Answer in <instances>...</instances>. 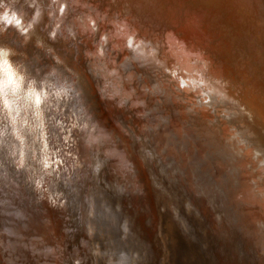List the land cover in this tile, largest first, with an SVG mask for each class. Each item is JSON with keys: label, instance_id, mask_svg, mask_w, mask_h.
Masks as SVG:
<instances>
[{"label": "bare ground", "instance_id": "1", "mask_svg": "<svg viewBox=\"0 0 264 264\" xmlns=\"http://www.w3.org/2000/svg\"><path fill=\"white\" fill-rule=\"evenodd\" d=\"M70 1L81 10L83 0ZM172 1L174 2L175 0ZM172 1L170 0L169 2L172 3ZM179 1L181 0H177V2ZM202 1L203 8L211 7L209 9L213 10V14L222 17L224 20L228 19L231 12L234 13L233 9L244 8V12L248 13L247 18L259 21L261 24L263 22L264 24V0ZM19 2H22V0H19ZM115 2H112L108 7L104 6V8H101L107 14V18L110 17L113 21L116 20V22L111 21V24L127 25L129 20L135 19L137 23L131 24L132 27L141 29L143 23L140 20L145 19L143 16L150 12L151 15L154 13L150 9L149 3L146 2L141 4H135L134 1ZM165 2L167 1L164 0L163 5ZM224 5H227V7L223 8ZM184 8L183 12L187 8L192 11L197 10L192 9L191 6H185ZM198 10L202 11L200 8ZM124 14L128 15L126 22L121 23L115 18L119 16L122 18ZM61 15H65V22L71 18L70 10L66 6L61 8ZM0 16L2 19H0V51L6 54L5 58L15 69L18 78L21 77L19 76L20 69L24 68L29 71V68L33 67L31 60L35 63L34 66L37 67L33 69L36 74H32L28 79L25 77L19 79V91L17 89L13 92L12 86L6 87L4 89L6 95L11 100L15 96L21 95L20 101L26 104L21 109L26 110L28 115L39 111L43 128H52L51 134L57 133L59 127H61L60 125L57 128L55 125L53 129L50 124L46 125L48 109L53 105L52 101L55 100L62 104L61 110L63 113H68L71 110L73 116L79 117L80 121L83 120L82 123L84 125L88 124L93 133L98 134L94 138L95 141L100 137L105 139V141H112V138H118L123 141L121 143L122 146L112 148L105 154H103L104 152L93 153L88 160L78 164V167L82 170L81 175L75 174L74 178L71 176L64 178L69 183L61 179L60 172L55 167H49L45 172L46 188L44 190L36 188L37 176L31 167L26 168V163H24V166L22 165L21 168H18L17 171L22 177L19 183L23 185V190L33 198L25 202H18L11 201L6 197L0 203V231L2 235L4 233L9 239L8 242L4 236L1 237L4 238L2 245H4L5 249L11 247L10 241L12 237H15L21 245L25 242L24 233L22 232L29 230L28 226L32 217H34L29 210L34 205L39 206L41 200H45L43 208H40L43 210L45 218L43 220L41 212L37 210L34 212L36 216L35 223L41 227L48 222L52 234L59 233L60 239H63L64 233L62 231L65 230L66 226L77 224L76 236H84L89 242V253L93 254V258H98L97 261L92 260L93 263L91 264H121L124 260H129L132 264L131 259L140 258L141 254L139 252L142 253L144 251L141 250L144 238L139 232H129L127 227L129 217L126 218L125 215L126 210L132 213L134 205L131 200H126L122 192L112 187L110 188V186L107 187L108 180L105 181L104 176L100 178L102 175L101 169L105 167V164L100 161L110 155V157H114L119 162V165L121 164L123 172L121 175H124V180L128 178L131 182L137 183L134 185L141 190L142 188L145 189V185L147 186L150 196L147 199L152 202L140 201L141 203H138L137 206L142 210L140 212L141 216H144L146 211L149 210V206L152 205L157 211L155 213L161 215V223L163 225L158 223V234L162 242L160 254L161 259L166 264H173L182 241L187 243L186 248L188 250H196L184 237L179 238L184 229H181L171 216L174 219L184 217L181 222L189 227L188 224L191 222L199 220L198 222L201 223L202 218L200 219V217L202 214L204 217L223 218L226 222L231 223V230L235 239L234 244L226 247V251L227 254L229 251L233 253L232 257L235 258L236 264H264V181L262 182L259 178L264 176V42L257 43L256 40L254 41L256 43L255 46L262 48V52L259 50L256 53L255 46L248 47L247 45V41L251 38L242 34L243 30L238 33L239 27H236L237 23L220 24L219 21L216 23L213 19L209 21V27H215L220 31L223 30L227 34L223 36L225 39L220 40L218 38L219 40L217 39L214 42L220 41V44L214 47L217 49L216 53L214 51L211 52L213 48L209 47L211 46L210 44L208 45L211 37L209 38L208 34L203 31L193 30L192 27L196 25L197 20H192L190 19L191 16L186 17L185 15H183V20L177 19L181 22L179 24H181L180 27L183 31L177 34V38L174 39H177L180 45L187 43V48H183L184 46L179 48L180 45L173 44L171 38L170 40L166 38L164 41L161 36H158V39L164 42L163 45L166 51L170 53V57H160V49H147L148 47L143 44L137 45V47L133 46L138 38L137 35L129 39L128 45L131 55L129 56L130 63L128 68L139 70L138 73L142 74L143 79L153 89H159L164 83L162 79L168 76L173 79L172 85L177 84L175 86L176 90L170 87V90L166 93L167 102L175 105L174 110H177V112L172 111L169 117L174 118L178 114L181 118V123L176 128L177 132L167 129L171 128L167 127V125V128L162 130L159 128L169 120L163 118L161 110L157 111L159 115L154 114L158 124L153 127L149 125L148 129V136L154 142L159 140L158 142L161 144L160 147L162 149H165V147L170 148L169 140L172 135L176 138L175 151L173 149L171 151L174 154L177 151V157L173 161L161 162L159 158L163 154H155L153 150L155 148L154 143L152 145L149 141L141 139L140 133L142 131L139 129L140 125L129 131L130 141H134L132 146V142L123 138L117 132L118 130L116 131L111 126V122L108 121L112 118L105 107L111 101L108 100L106 94L102 96L95 89V77L84 73L76 65L72 57H64L63 52H56V42H58L56 40L59 39L60 42L58 44L69 48L72 42H78L81 39V33L86 37L92 31L93 36L87 43L94 47L92 41L96 40L98 43V39L102 35L101 23L97 18L79 14L77 16L78 19H76L79 25H71L69 27L71 37L68 40L62 39L55 30L54 36L58 39L51 41L54 43V46H51L50 37L46 36L47 34L43 30L45 27L44 23L47 22L44 16L30 17L24 7L17 10L6 2L0 4ZM200 16L202 15L198 14L197 19ZM234 16H237V14L234 13ZM229 22H232V20L230 19ZM4 23L6 24L5 27L2 26ZM46 24L48 28H51V23ZM59 25L62 26V22ZM76 27L77 29H75ZM13 34L16 37L18 36L19 41H21L22 51H17L15 47L6 45V37L11 38ZM102 40L105 43L101 44L100 53L98 55L95 54L97 75L102 74L101 72L106 70L100 64L102 53H105L109 47L117 42L116 37L111 38L109 35H104ZM214 43L211 41L212 45ZM118 45L117 51H121V44ZM172 47L174 49L177 48V51L172 49ZM198 48H200L202 55H204L203 51H207L212 57L206 56L207 59L205 61L199 60L198 53L194 52ZM48 53L51 57L48 60L42 59ZM105 56L106 54H104ZM185 59H192V63L183 61L178 63L179 60ZM201 59L203 60V58ZM104 61L107 63L108 58ZM172 63L175 65L170 67ZM163 68H165L167 75L164 74L165 71H161ZM195 69L197 71L192 73ZM253 82H256V84ZM259 83L263 84L259 86ZM180 91L190 94L189 101L183 100ZM127 97L126 102L129 103L133 96L130 94ZM223 98H225V102ZM188 102L193 110L197 111L191 112L190 109H187ZM239 108L246 110V116L242 115V113L240 115L239 113L232 115ZM21 109L17 111V115L23 117L25 114L22 113ZM9 113L11 114V112ZM130 122H133V119ZM175 122L177 123V121ZM8 128L10 127H6L3 133H6ZM163 131H167L165 137L161 135ZM137 134H139V141L136 140ZM2 137L4 138L5 135H2ZM158 137L164 139H158ZM55 138L56 140L59 139L58 136ZM26 141L27 138L25 136L22 142L27 143ZM10 142L16 146L15 141L11 137L0 144V162L3 160L6 170L13 172L12 163L8 159V156L13 151V148L9 145ZM32 147L36 150L38 143L34 142ZM188 147H193V150L191 149L190 151H194V153H203V157L200 158L193 155L191 159L184 163L183 156H185ZM135 148H141L138 155L140 160L135 161V165H138L141 171L138 173L136 172L138 170L133 167L134 163L131 164L125 160L126 156H136L134 154ZM86 149L84 146V149L79 150L78 155L80 157L81 155H86ZM243 156L246 158L245 161L241 160ZM154 159L158 161V165H162V169L153 171L152 177L150 176L149 178L144 169L147 167V161L150 163ZM247 162L252 166L250 170L247 169ZM167 165H169V170L165 169ZM129 167L133 168L132 172L125 170ZM134 173H137L136 176H134ZM149 175H151V172ZM155 175H157L156 178ZM162 176H166L163 181H166V184L159 185L158 190H156L152 183L156 179V181H160ZM248 179H253L255 182L258 180L256 183L258 186H252ZM211 183L214 184L212 188L210 187ZM49 213L50 215H48ZM138 214L133 212L132 215L137 217ZM78 215L80 221L75 224L73 219L77 218ZM19 217L22 218L21 222L17 220ZM22 222L27 223L28 226L23 225ZM131 227H133V224ZM186 229L188 230V228ZM131 230L137 231L138 229L133 227ZM48 237L49 234L45 233L37 235L34 244V246L38 247L35 248L39 249V258L44 264L53 263H49L50 258L49 256L47 257L48 252L46 249L51 247L48 245ZM61 240L58 245L55 244L53 247L58 259L57 263L54 262L53 264H62L58 255L61 256V253H65L66 249L62 250L63 243L61 244ZM69 248H72L71 245ZM180 254H182L181 251ZM192 259L190 257L182 258L181 263L187 264ZM64 260L63 264H70L66 259V255Z\"/></svg>", "mask_w": 264, "mask_h": 264}, {"label": "rangeland", "instance_id": "2", "mask_svg": "<svg viewBox=\"0 0 264 264\" xmlns=\"http://www.w3.org/2000/svg\"><path fill=\"white\" fill-rule=\"evenodd\" d=\"M36 1L38 2L35 4ZM125 1L126 2L134 1L135 4H139L138 2L149 3L150 9L154 11L153 15H151V12L149 11L150 13H148L146 16L145 15L143 16L145 19L140 20L143 23L141 25V29H136L132 27L131 24L137 23L135 19L129 20L127 25H120L119 23L111 24V21L116 22V20L113 21L112 18L110 17L107 18L108 17L107 14L101 10V8H104V6L108 7L112 2L124 3ZM163 1L164 0H83L81 10L70 0H22V2H19V0H0V4L2 2H6L9 4V6H12V8H15L17 10L24 7V10L30 14V17L32 16L35 18L36 16L37 17L44 16L47 21L46 23H51V28H48L46 23H44L45 27L43 28V30L47 34L45 35L50 37L49 41L51 46H54V43H52L51 41L58 39L57 37L55 38L54 36L55 30L62 39L68 40L71 37L69 33L70 30L69 27H71V25H76V26L79 25L78 21L76 20L78 19L77 16L79 14L88 17L94 16L95 18H97V20H99L101 23L102 35L100 39H98V43L96 40H93L92 41L93 43L91 42L92 45H94V47L93 46L91 47V44L89 45L87 43V41L91 39L93 36V31H92L91 33H88L86 37L84 36L83 33H81V37H80L81 39L78 42L77 41L72 42L69 48L63 47L62 45L58 44L60 42L59 39L56 40L58 41L56 42L57 43L56 52L57 53L63 52L64 57H72L76 65L80 67V69L84 71V73H87L88 75H92L93 77H95L94 80L95 89L99 91V94H101L102 96L106 94L108 100L111 101L109 102L110 104L108 103V106L105 105L107 111L109 112V115L112 118L108 122H111V126L114 127L116 131L118 130L117 132L120 133V135L123 136V138H125L126 140L128 139L129 142H132L131 146L134 141L133 140L130 141L131 139H130L129 131L134 130V128L137 125H140L141 127L139 129L142 131L140 133L142 137L141 139H143L144 141L145 140L149 141L150 143H152V145L154 143L155 148H153V150L155 151V154L162 155L163 149L160 147L161 144L158 142L159 140H156L157 142H154V140H152V138L148 136L149 135L148 129H149V125L153 127L158 124L154 114L159 115L157 111L161 110L162 111L161 115L163 116V118L169 120L166 121V123L159 128H161L162 130L164 128L171 127L167 129L173 132H177L176 128L177 125L181 123V118L178 116V114H176V117L174 116V118L169 117L172 111L177 112V110H174L176 107L175 105H171L170 103L167 102V97H166V93L170 90V87L176 90L175 86L177 84L172 85V83H170L169 81L170 80L173 81V79H170L168 76L165 79H162V82L164 81V83L159 89H153L152 87L149 86L146 80L143 79L142 74L138 73L139 70L136 71L128 68L130 63L129 56L131 55V50L128 45V41L131 37L137 35L138 38L134 42L133 46L137 47V45L143 44L148 47L147 49H152V50L160 49V54H161L160 57L171 56L170 53L166 51L163 45L164 42L162 40L165 41L166 38L167 40H170L171 38L173 44L180 45L177 39L174 38H177V34L182 32L183 29L180 27L181 24H179L181 22H179L177 19L173 20L172 17L163 8V6H167L170 3L169 2L170 0H165L167 2H165L164 5H163ZM172 3H170L171 5L167 6V7L170 6L169 8H167L168 10H171V7L172 9L174 8ZM63 6H66V8L70 10L71 18L67 22L64 21L65 15H61V8ZM225 7H227V5L223 6V8ZM174 11L179 12L177 8ZM210 11H211V15L209 16L207 15L205 16V14H203V11L200 12L198 9L192 11L190 8H187L186 11L183 13L186 17L191 16L190 19L195 21L197 20L196 23L202 20L211 21L213 19L216 21V23L217 21H219L220 24H227V23L234 24V22L237 23L236 27L237 28L239 27L238 33L240 32V30H243L241 33L251 38L247 41L248 47L255 46L256 44L254 42L255 40L257 43L264 42L263 22L261 24L259 21H255V20L253 21V19L247 18L246 16L248 15V13L244 12L245 11L244 8L233 9L234 13L237 14V16H234V13L231 12L227 20H224L222 17H219L216 14H213L212 9ZM198 14L202 15L200 16L199 19H197ZM112 16L114 15L112 14ZM123 16L124 17L122 18L121 16L115 18L118 19V21H120L121 23H123L127 21L128 15L124 14ZM230 19L232 20V22H229ZM61 22L63 24L62 26L59 25V23ZM209 25L210 22L207 25V27L202 31L207 33L209 38L211 37L212 40L210 39L208 45L210 44L211 46L209 47L213 48L211 52L214 51V53H216L217 49H215L214 47L218 46L220 44L219 43L220 41L216 43L214 42L218 38L220 40L225 39L223 38V36L227 34V32L225 33L223 30L220 31L215 27L214 28L208 27ZM2 26L5 27L6 24L4 23ZM186 27L185 29H187ZM178 28L179 29L181 28V30H178ZM75 29H77V27ZM193 30L195 29L193 28ZM197 30H200V28H197ZM104 35H109L111 36V38L116 37L117 42L111 46L112 48L109 47V49H107L105 53H102V57L99 55L101 57L100 64L106 70L102 71L101 72L102 74L97 75L96 73L97 60L95 54L98 55L100 53L101 44L105 43L104 40H102V37H104ZM158 36H161V38L163 39L160 41L158 39ZM211 41L212 43H214L213 45L211 44ZM5 42L6 45L15 47L17 51H22L21 50L22 44H20L21 41H19L18 36L16 37L13 34L11 38L6 37ZM118 44H121L122 47L121 51H117L119 47ZM181 46H184L183 48L188 47L187 43L181 44L179 48H181ZM255 47H256L255 48L256 53L259 50H261L262 52V48L260 46L259 47L255 46ZM172 49L174 48L172 47ZM174 50L177 51V48ZM70 51L71 53H69ZM194 52L198 53V57L200 58L199 60L201 61H205L209 56H210L209 58L212 57V55L207 53V51L206 52L203 51L204 55H202L200 48H198L197 50L195 49ZM104 54H106L105 57ZM50 57L51 56L48 53V55L46 54L45 56H43L42 59L48 60ZM107 58H108V62L106 63L104 60H107ZM201 58H203V60ZM180 61L192 63V59L179 60L178 63ZM31 62L33 64V67L29 68V71L25 70L24 68L20 69L21 71L19 76L28 79V77L32 76V74H36V72H34L33 69H36L37 67L34 66L35 63L33 62V60H31ZM173 65L175 64L172 63L170 67H173ZM161 71L164 72L165 68L161 69ZM196 71L197 70L195 69L194 71H192V73H195ZM164 74H166V71L164 72ZM253 83L256 84V82ZM261 84L263 83H259L258 85L260 86ZM130 94L133 96V99L130 100V102L128 103L126 102V100L128 99L127 96ZM20 96L21 95H17L14 97L13 100H11L6 95L5 91H3V97L2 99H0V144L4 143V141H7L9 137H11L13 141H15L16 143V146L13 145V143L11 142L9 143L11 148H13V151L10 154V156H8V159L10 160V163H12L14 171L12 172L6 170V166H4L5 164L3 163V160L0 162V203H2V201L6 197H8L11 201H18V202L21 201L25 202L30 199L32 200L33 197L28 193H26L23 190V185L19 183L22 177L20 176V173L17 171V169L21 168L24 163H26L25 166L26 168L31 167L33 172H36V176H37L36 177L37 181L35 182L36 188L38 190L40 189L44 190L46 188L45 172L48 170L49 167L52 166L55 167V169L58 170V172H60V175L62 177L61 179L63 181L64 180L68 181L67 179L64 178H67L68 176L74 178L75 174L81 175L82 170L80 167H78V164H81L83 163V161L88 160L91 154L93 153L97 154V152H104L103 154H105L107 151L112 150V148L114 149L118 146H122L121 143H123V141H121L118 138H112V141H105V139H102V137H100L95 141L94 138H96L98 134L95 132L93 133V130L88 126V124L84 125L82 123L83 120L80 121L79 117L73 116L71 110H69L68 113H63L61 110L62 104L55 100L52 101L53 105L48 109L49 112L47 116L48 119L46 120V125L50 124L53 127V129L55 125L57 126V128L60 125L61 127H59L57 133L51 134L50 131L52 130V128L50 127L43 128V124L40 121L41 116H39V111L38 113L32 112L29 113L28 115L26 114V110L21 109L22 106L26 104L20 101ZM20 109L22 113L25 114L23 117L17 115V111H19ZM9 112H11V114ZM131 119H133V122H130ZM175 121H177V123ZM6 127H10V128H8L6 133H3V130H6ZM46 130L48 131L46 132ZM166 133L167 131H163L161 135L165 137ZM2 135H5V137L3 138ZM25 136L27 138L26 141L27 143L22 142ZM57 136L59 137L58 140H56L55 138ZM138 136L139 134L136 135V140L139 141ZM158 139L163 140L164 138L158 137ZM34 142L38 143V148L36 150L32 147ZM84 146L87 148L85 150V152L87 153L86 155L84 154L81 155L80 157L78 155L79 150L84 149ZM109 146H111V148H109ZM21 147L24 148L21 149ZM171 148L172 147H170V149ZM192 148L193 147H188L186 149L185 156H183L184 163L187 160L191 159L193 155H195V157H200V158L203 157V153H194V151H190ZM140 149L135 148L134 151V154L136 155L135 158L137 160H140L138 156ZM25 151L26 153H24ZM169 155L172 156V160L167 159L165 162L173 161L175 159L173 158L174 153L172 151L169 153ZM164 158H166V156L162 155V159ZM100 162L102 164H105L104 169H101L102 175L100 178L104 176L105 181L108 180L106 184L107 187L110 186V188L112 187L114 189L119 190L120 192H122L126 200H131V203L134 206H136L134 207L132 212L135 211V209L138 212H142V210H139L140 207L137 206L138 202L140 201V200L138 201V198L144 200L146 196L149 195V193L138 188L136 185H134L137 183H134L133 181L131 182V180H129L128 178L124 180L125 179L124 175L123 176L121 175L123 173L122 167L120 166L121 164L119 165V162L116 161L114 157L112 156L110 157V155H108L104 159H101ZM153 162L154 164H156L157 168H159V166L160 167L162 166V165H158V162L155 161V159L149 164L151 165L153 164ZM125 170L127 172H130V168H126ZM70 184L72 183L70 182ZM43 204H45V200H41L39 206L34 205L33 208L29 210L30 213L34 216L32 217V220L30 218L31 223L29 226L27 223L25 224V222H22L23 225L29 227V230L27 232L26 231L22 232L24 233V238H25V242L22 245L18 243L15 237H12L10 241L11 247L5 249L4 245H2L4 238L1 237L4 236L8 242L9 239L7 238V236H5L4 233L2 235V232L0 231V249H1L0 262H2V264H44L43 261L39 258L40 253H39V249H37L38 247L34 246L37 235H40L42 233L49 234L48 245L51 247L46 249V251L48 252L47 257L49 256L50 258L49 263L52 262L57 263L58 260L57 253L54 250L55 248L53 247L55 246V244L58 245L59 241L62 238L61 239L59 238L60 237L58 235L59 233L52 234L49 227L50 224L48 222L41 227L35 223L36 222V216L34 213L35 211L39 210L41 212L40 213L41 218H43V220L45 218V216H43L44 214L43 210L40 209L43 208ZM128 207L130 208V206ZM50 213L48 215H50ZM21 219H22L21 217L17 218L18 222H21ZM78 221H80L79 215L77 216V218L73 219V223L76 224ZM77 229L78 227L76 224V225L66 226L65 230L62 231L64 233V236L63 239L61 240V244L63 243L61 248H63L62 250L66 249L65 253L62 251L63 253H61V256L58 255L61 258L62 264L65 262L64 260L65 255H66V259L71 264H81V262H83L84 260L87 261L89 259L90 247H88L87 239L84 236H76ZM77 239L79 240L77 241ZM70 245L72 248H69ZM70 250L72 251V253ZM62 256L64 258L63 260H62ZM97 259L98 258L96 257L93 260L97 261Z\"/></svg>", "mask_w": 264, "mask_h": 264}, {"label": "water", "instance_id": "3", "mask_svg": "<svg viewBox=\"0 0 264 264\" xmlns=\"http://www.w3.org/2000/svg\"><path fill=\"white\" fill-rule=\"evenodd\" d=\"M202 0H181L179 2H177V0H175L172 5L175 9L168 10L167 7L168 5H171L170 3L167 6H163V8L165 9V11L172 17V19H179V20H183V11L185 10V6H191L192 9H201L203 11V14L209 16L211 15V11L209 8H203V4H202ZM139 4H141L142 2H138ZM177 10L179 12H176L174 10ZM184 9V10H183ZM177 13V14H176ZM178 16V17H177ZM202 22V23H201ZM209 21L206 20H202L198 23H196V25L192 28H194L196 31H202L204 30ZM207 24V25H206ZM210 26V25H209ZM208 26V27H209ZM197 28H200V30H197ZM178 30H181V28ZM194 82V81H193ZM170 83H172V81L170 80ZM195 84V82H194ZM196 85V84H195ZM180 95L183 97V100H185L186 102L189 101L190 99V94H186L182 91H180ZM212 99V98H211ZM224 102H225V98ZM189 103V102H188ZM229 106H231L229 104ZM187 109H190L191 112H195L197 110H193L192 106L190 105V103L187 105ZM246 110L244 108H239V110L234 111L232 115H237L239 113H242V115L246 116L245 113ZM215 125V124H214ZM170 147L173 146L171 149H173L175 151V144H176V138L175 136H171L170 140ZM143 143V142H142ZM143 145V144H142ZM169 149V150H168ZM171 149L168 147H165V149L162 150L163 152V156H166V158L162 159V157L159 158V161L161 162H165L167 159H171L172 160V156L169 155V153L171 152ZM240 149V148H239ZM176 155V156H175ZM177 157V153L175 152L174 157ZM245 157H241L242 161H245ZM125 160L129 161L131 164L134 163L135 170L137 173L141 172L138 165H135V161L137 160L135 158V156H126ZM158 162V161H157ZM147 167L144 169V172H146L148 175V177L150 178V176L152 177L153 175V171L155 170H160L162 169L160 166L159 168H157L156 164H149L148 161L146 163ZM161 165V164H160ZM164 167V166H163ZM130 168V167H129ZM252 168V166L250 165V163L247 162V169L250 170ZM166 170H169V165L165 166ZM133 168H130V171L132 172ZM151 172V175H149ZM137 173H134L136 176ZM158 175V174H157ZM155 175V178L156 176ZM166 176H162L160 178V181H156L154 180L152 185L154 184L156 190H158V186L159 185H165L166 181L163 182L165 180ZM260 180L263 182L264 181V176H260L259 177ZM258 178V179H259ZM156 181V182H155ZM258 180H256V182L253 179H248V182L256 187L258 186L257 183ZM143 182V181H142ZM145 185V184H144ZM152 186V187H154ZM214 186L213 183H211L210 187L212 188ZM145 189L142 188V190L148 192V188L145 185L144 186ZM160 189V188H159ZM147 197L149 198L150 196H146V198L143 202H152L150 201V199H147ZM138 203H141V202ZM136 207V206H134ZM141 210V209H140ZM128 210L125 211V215L126 218L129 219V223L127 225L129 232H139L140 235L143 236L144 238V242H143V247L141 248V250H144L142 253L139 252V254H141L140 258H135V259H131L132 260V264H166L164 262V260H162L161 258V250H162V242L159 238V234H158V229H159V224L163 225L161 223L162 221V217H160L161 215H158L157 211H155L153 205L149 206V210L146 211V214L144 216L140 215V212H138L136 209L135 211H133L134 213H139L137 217L133 216V212L130 213V211L128 212ZM181 215V214H180ZM141 216V217H140ZM173 220L176 221V223H178L179 227L181 229H184L183 232H181V237H184L186 241H189L191 243L192 247H195L196 250L194 249L192 250H188L186 248L187 243L185 241H182V244L179 245V249L177 251V254L175 257V261L173 262V264H182L181 260L182 258H186V257H190L193 258L192 260H190V262H188L187 264H236V260L235 258L232 257L233 253L231 251H229V253L227 254L226 251V247H228L229 245L234 244V235L233 232L231 230V223L228 221L226 222V220H224L223 218H214L213 216H206L204 217L203 214L201 215L200 219L202 218V222L199 223L198 221L196 222H191L188 224L189 227H187L186 225H184L181 221L184 220V217H177L176 219H174L173 216H171ZM136 221V223H135ZM159 223V224H158ZM82 224V221H81ZM133 224V227H135L136 229H138L137 231L135 230H131V225ZM188 228V230L186 229ZM186 233V234H185ZM185 234V236H184ZM136 240H138V238H136ZM89 243V242H88ZM180 251L182 252V254H180ZM186 252H192V253H186ZM186 253V254H185ZM93 254L89 255V259L86 261L84 260L83 262H81V264H86L88 262V264L93 263ZM71 264V263H70ZM121 264H131L129 262V260H124Z\"/></svg>", "mask_w": 264, "mask_h": 264}, {"label": "snow or ice", "instance_id": "4", "mask_svg": "<svg viewBox=\"0 0 264 264\" xmlns=\"http://www.w3.org/2000/svg\"><path fill=\"white\" fill-rule=\"evenodd\" d=\"M5 56L6 54L0 51V67L6 69L7 61ZM19 79H22V77ZM8 86H12V91L15 92L19 88V80L5 79V72H0V99L3 97L4 89Z\"/></svg>", "mask_w": 264, "mask_h": 264}, {"label": "clouds", "instance_id": "5", "mask_svg": "<svg viewBox=\"0 0 264 264\" xmlns=\"http://www.w3.org/2000/svg\"><path fill=\"white\" fill-rule=\"evenodd\" d=\"M6 61H7L6 69L4 67H0V72H5L6 79L19 80L17 73L15 69L12 67L11 63L7 59Z\"/></svg>", "mask_w": 264, "mask_h": 264}]
</instances>
